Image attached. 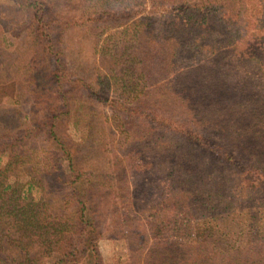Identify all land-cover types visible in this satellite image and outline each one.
<instances>
[{
	"label": "trees",
	"instance_id": "obj_1",
	"mask_svg": "<svg viewBox=\"0 0 264 264\" xmlns=\"http://www.w3.org/2000/svg\"><path fill=\"white\" fill-rule=\"evenodd\" d=\"M15 2L0 264H264V0Z\"/></svg>",
	"mask_w": 264,
	"mask_h": 264
},
{
	"label": "rangeland",
	"instance_id": "obj_2",
	"mask_svg": "<svg viewBox=\"0 0 264 264\" xmlns=\"http://www.w3.org/2000/svg\"><path fill=\"white\" fill-rule=\"evenodd\" d=\"M16 4L15 0H0V81H9V83L12 79V75L9 72L13 68L11 67L12 63L22 62L24 66L26 62L23 60L27 56L28 59H31L30 51L27 50L29 46L24 45L25 42L31 39V26H27L29 22L25 20V15H22ZM15 82L16 80L14 79ZM4 84L6 85V83ZM29 87L32 89L31 83ZM25 88L26 86L19 82L11 92L13 98H15L14 95L18 91L20 93L25 91ZM25 97L26 99L21 101L18 107L12 105V107L8 108V111L0 113L5 114L6 124L16 120L19 123L20 120L24 119L22 116L31 114L34 107L33 96L30 93L29 96ZM153 178L157 177L153 176ZM15 182L19 184L20 178L17 177ZM157 183L162 184L159 183V179ZM155 185L156 183L154 182L153 186ZM153 190L156 192V189L153 188ZM158 190L160 191L159 188ZM125 243L126 241L123 239L101 240L99 242V252L102 262L105 264H131V262H134L133 259L129 258V249Z\"/></svg>",
	"mask_w": 264,
	"mask_h": 264
}]
</instances>
